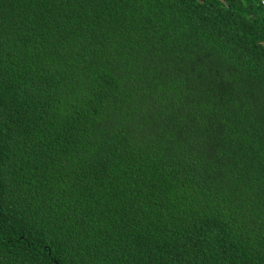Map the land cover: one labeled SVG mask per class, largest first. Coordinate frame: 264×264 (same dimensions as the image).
I'll return each mask as SVG.
<instances>
[{
	"label": "trees",
	"instance_id": "trees-1",
	"mask_svg": "<svg viewBox=\"0 0 264 264\" xmlns=\"http://www.w3.org/2000/svg\"><path fill=\"white\" fill-rule=\"evenodd\" d=\"M0 264H264L260 0H0Z\"/></svg>",
	"mask_w": 264,
	"mask_h": 264
},
{
	"label": "built area",
	"instance_id": "built-area-1",
	"mask_svg": "<svg viewBox=\"0 0 264 264\" xmlns=\"http://www.w3.org/2000/svg\"><path fill=\"white\" fill-rule=\"evenodd\" d=\"M261 1V4L264 6V0H260Z\"/></svg>",
	"mask_w": 264,
	"mask_h": 264
}]
</instances>
